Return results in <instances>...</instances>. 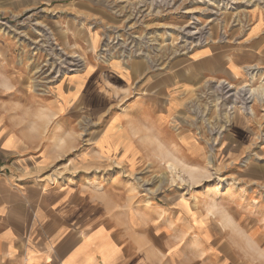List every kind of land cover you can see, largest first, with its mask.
<instances>
[{
    "label": "rangeland",
    "instance_id": "rangeland-1",
    "mask_svg": "<svg viewBox=\"0 0 264 264\" xmlns=\"http://www.w3.org/2000/svg\"><path fill=\"white\" fill-rule=\"evenodd\" d=\"M257 22L264 0H0L1 120L43 157L35 181L111 200L143 264H264V103L241 94L263 67L183 95L167 79L199 49H249Z\"/></svg>",
    "mask_w": 264,
    "mask_h": 264
},
{
    "label": "crops",
    "instance_id": "crops-1",
    "mask_svg": "<svg viewBox=\"0 0 264 264\" xmlns=\"http://www.w3.org/2000/svg\"><path fill=\"white\" fill-rule=\"evenodd\" d=\"M263 26L256 23L245 44L250 48L239 54L210 47L181 60L175 65L177 72L167 77L169 86L183 95L210 79L242 80L251 64L264 69V32H258L264 31ZM92 72L88 70L82 80L93 77ZM125 72L119 77L123 83L130 78ZM90 78L85 80L89 88L94 84ZM64 89L62 95L67 91ZM176 100L174 97L167 105V115L176 109ZM158 106L141 104L143 117L139 121L160 124L163 119L155 112ZM9 126L0 117V264H143L136 249L114 228L111 200L101 201L77 186L35 181L33 173L43 157L32 153L31 145ZM108 129L114 142L119 137L121 144L130 141L122 128L110 125Z\"/></svg>",
    "mask_w": 264,
    "mask_h": 264
},
{
    "label": "bare ground",
    "instance_id": "bare-ground-1",
    "mask_svg": "<svg viewBox=\"0 0 264 264\" xmlns=\"http://www.w3.org/2000/svg\"><path fill=\"white\" fill-rule=\"evenodd\" d=\"M262 82H263V86L261 88L249 87L247 90H244L241 94H243V93L245 95L248 94L250 98L262 101L264 103V78H263ZM170 169H172V166H170Z\"/></svg>",
    "mask_w": 264,
    "mask_h": 264
}]
</instances>
